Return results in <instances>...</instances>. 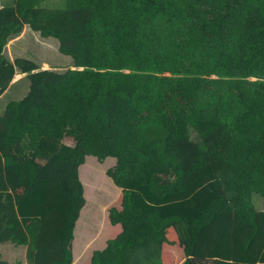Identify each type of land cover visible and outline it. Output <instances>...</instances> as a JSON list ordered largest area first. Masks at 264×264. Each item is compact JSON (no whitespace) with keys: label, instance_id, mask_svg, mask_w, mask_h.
<instances>
[{"label":"trees","instance_id":"trees-1","mask_svg":"<svg viewBox=\"0 0 264 264\" xmlns=\"http://www.w3.org/2000/svg\"><path fill=\"white\" fill-rule=\"evenodd\" d=\"M46 1L0 6V264H72L87 157L123 194L89 264H163L179 223V264H264V0Z\"/></svg>","mask_w":264,"mask_h":264},{"label":"rangeland","instance_id":"rangeland-1","mask_svg":"<svg viewBox=\"0 0 264 264\" xmlns=\"http://www.w3.org/2000/svg\"><path fill=\"white\" fill-rule=\"evenodd\" d=\"M57 2H59V4H63V1L47 0L45 2V5L49 7L55 6L57 5ZM2 4H3L2 0H0V6ZM26 33L27 31H24V33L19 38L9 42L7 46V53L12 59H15L16 58L15 55L17 54L19 55L20 53L19 50L20 46L16 45V43L24 38H27L28 41L31 40L30 35ZM36 38L38 41L40 40L39 36H37ZM53 43H54L53 40L46 41L42 39V44L44 46V49H42V53L35 54L34 56L35 58H32V60H35V62L39 66H41L42 70L49 69L51 62L56 63L57 61L54 55V51L56 53L57 51H59V49L61 50L62 48L65 47L64 42L58 41V44H53ZM72 49L74 48L71 47V51L69 53L71 55L74 53L76 54V50L73 51ZM58 59L60 61L62 58H58ZM63 61H68V58L64 57ZM21 77L22 75H18L17 78H15V80H18ZM64 143L72 146L74 145V140L68 138L64 140ZM112 161L113 159L99 162L98 159L95 157H89V158L87 157L86 163L82 167H80L79 170L80 180L83 183L85 190L84 197L86 198V205L81 211L79 220L75 228V235H74L75 237L73 241L74 256L78 257L80 253L83 252L84 248H87L86 256L83 259V261L80 262V264H88L92 256V253L95 250H100V248L104 246L103 244H106L108 240L114 238L118 234L116 233L118 232L117 227L111 225L109 221V209L112 207L117 208V206L120 205V200L112 192V187H115L114 186L115 184L106 175L107 169L113 166ZM183 225L184 226L182 227L176 228L173 232L174 237L172 239H174V241L177 242V245L175 246L174 257H176L177 259L178 258L182 259L184 257L183 254V249L185 247L184 243L188 240V237L186 238V230L183 231L180 230L181 228L185 229V227H188L186 223H184ZM82 234H86V235L83 238H81ZM5 247L6 246L4 245L3 248ZM163 249L164 247H162V261L164 264V260L167 261V257L164 258ZM211 251L213 250L211 249ZM203 252L204 250L198 251L195 253V256L203 257L201 255ZM20 256L21 255L18 254L17 258ZM80 260H82V258Z\"/></svg>","mask_w":264,"mask_h":264},{"label":"crops","instance_id":"crops-1","mask_svg":"<svg viewBox=\"0 0 264 264\" xmlns=\"http://www.w3.org/2000/svg\"><path fill=\"white\" fill-rule=\"evenodd\" d=\"M115 187H112V190L114 191V192H116V195L118 196V199L120 200V205L119 206H117V209L118 210H121V202H122V189H120V188H118V187H116V185H114ZM85 198V197H84ZM85 200H86V198H85ZM86 205V204H85ZM85 207V206H84ZM112 208H114V207H112ZM111 209V208H110ZM109 209V210H110ZM83 210V209H82ZM81 214V213H80ZM80 217V216H79ZM79 220V219H78ZM109 221H110V219H109ZM78 222V221H77ZM184 223H179V224H176V225H174V226H172L170 229H168L166 232H167V239L169 240V242L171 243H165L164 244V249H163V253H164V258L165 257H167V261H165L164 260V264H179V263H181V261H183V260H185V254H184V251H183V254H184V257L181 259V258H176V257H174V252H175V246L177 245V242L176 241H174V239H172L173 237H174V230L176 229V228H179V227H182V226H184L183 225ZM112 225V224H111ZM113 226H116L117 227V229H118V232H116V233H118L114 238H116L121 232H122V226L120 225V224H118V225H113ZM188 226V225H187ZM120 228V229H119ZM180 230H186V238L188 237V239H189V234H190V228H189V226L188 227H185V229L184 228H181ZM74 235H75V232H74ZM86 234H82V236H81V238H83L84 236H85ZM75 237V236H74ZM114 238H112V239H114ZM112 239H110V240H112ZM74 241V240H73ZM95 241V240H94ZM109 241V240H108ZM107 241V242H108ZM188 241V240H187ZM186 241V242H187ZM186 242L184 243V246L186 245ZM173 243V244H172ZM104 246L102 247V248H100V251L101 250H104L105 248H106V246H107V243L106 244H103ZM87 246V245H86ZM84 250H85V252H84ZM84 250H83V254L82 253H80V255L78 256V257H75L74 256V253H73V242H72V257H73V262H72V264H80V262L81 261H83V259L85 258V256H86V250H87V248H84ZM184 250V249H183ZM95 251H98V250H95ZM92 255H93V253H92ZM202 255V254H201ZM82 258V260H80ZM91 258H92V256H91ZM91 258H90V260H89V262H88V264L90 263V261H91Z\"/></svg>","mask_w":264,"mask_h":264},{"label":"water","instance_id":"water-1","mask_svg":"<svg viewBox=\"0 0 264 264\" xmlns=\"http://www.w3.org/2000/svg\"><path fill=\"white\" fill-rule=\"evenodd\" d=\"M17 78V77H16Z\"/></svg>","mask_w":264,"mask_h":264}]
</instances>
